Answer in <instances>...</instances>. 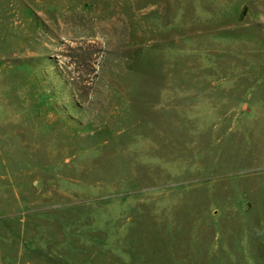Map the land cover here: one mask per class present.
Instances as JSON below:
<instances>
[{
	"label": "rangeland",
	"instance_id": "obj_1",
	"mask_svg": "<svg viewBox=\"0 0 264 264\" xmlns=\"http://www.w3.org/2000/svg\"><path fill=\"white\" fill-rule=\"evenodd\" d=\"M0 264H264V0H0Z\"/></svg>",
	"mask_w": 264,
	"mask_h": 264
}]
</instances>
